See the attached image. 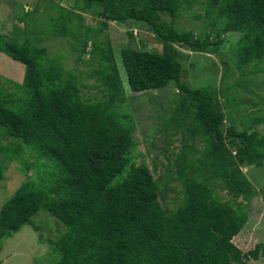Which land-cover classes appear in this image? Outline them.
I'll use <instances>...</instances> for the list:
<instances>
[{"label":"trees","instance_id":"obj_1","mask_svg":"<svg viewBox=\"0 0 264 264\" xmlns=\"http://www.w3.org/2000/svg\"><path fill=\"white\" fill-rule=\"evenodd\" d=\"M74 3L81 11L58 8L59 15L47 21L45 32L28 23L34 10L24 9L19 20L26 22V29L15 32L16 36L21 31L23 37L0 34V53L25 69L21 83H0V142L6 140L0 145V156L19 160L25 176L0 209V249L3 240L18 234L45 210L65 229L50 252L53 264H249L260 260L264 243L244 253L233 240L247 226L251 203L259 195L242 169L264 164V134L250 131L264 118L250 117L242 130L234 120L226 126L225 104L234 100L233 88L226 81L220 89L216 82L202 87L188 84L181 49L218 55L226 36L238 34L235 59H228V64L236 60L240 69L252 65L260 71L264 0ZM197 6L202 15L197 14ZM84 11L96 12L102 19L100 26L85 27ZM187 12H194L191 18L203 19L208 28L199 35L179 28L178 20ZM111 22L146 25L162 45L161 53L132 46L121 49L127 86L112 43L94 41V33L108 30ZM50 35L72 38L71 48H80L81 55L90 46L91 76L97 77L101 99H84L76 69H66L62 56H50L37 44ZM170 86L179 95L169 123L183 135L182 152L169 178L182 185L183 198L176 209L163 206L164 189L160 178H155L156 167L152 170L139 161L136 124L123 103L128 93L143 95ZM200 144L204 147L199 150ZM5 171L0 163V183ZM217 188L226 191L227 200Z\"/></svg>","mask_w":264,"mask_h":264},{"label":"rangeland","instance_id":"obj_2","mask_svg":"<svg viewBox=\"0 0 264 264\" xmlns=\"http://www.w3.org/2000/svg\"><path fill=\"white\" fill-rule=\"evenodd\" d=\"M58 8L79 11L74 0H0V34L11 39L23 37L21 31H18L16 36L15 32L17 28L22 31L26 29V22L19 20L24 9L34 10L30 13L28 23L37 27L39 31L45 32L47 21L59 15ZM196 8L197 14H201L199 6ZM193 13L187 12L186 16L178 20L177 26L185 28L186 31L194 30L196 35H199L206 29L207 24L203 19L191 18ZM81 14L85 27L100 26L102 19L96 12L84 11ZM109 25L108 30L94 33V41L106 42L108 39L112 43L124 84L127 86L126 75L121 65V49L132 46L151 53H161L162 45L146 25L132 23L122 25L113 22ZM238 39V34H228L218 55H197L181 49V60L184 67V80L191 86L202 87L210 82H216L217 89H220L222 82L226 81L228 86L233 88L230 94L234 100L225 104L228 107L226 126L231 124L230 120H234L236 127L242 130L245 128L243 122L247 121L246 123L249 124L250 117L264 118V60L259 65L260 71L252 65L240 69L236 60L228 64V59H235L234 55L237 51L235 44ZM36 42L39 46L46 48L50 56H62L66 69H76L81 78V93L84 99L96 101L102 98L99 82L96 81L97 77L91 76L94 66L89 58L90 46L87 54L81 55L80 48L77 50L71 48L70 44L75 43L72 38H58L50 35V37L43 36ZM194 63L196 67L193 69ZM24 72L25 69L21 63L0 53V83L4 84L8 80L11 83H21ZM237 83L242 86H235ZM7 87L13 88L11 84ZM178 95L177 88L170 86L160 91L143 93V95L128 93L127 99L123 101L136 124L135 138L138 143L136 150L142 154L139 161L144 160L152 170L156 167L155 178H160L164 189L163 206L169 209H176L183 198L181 183L177 180H169L171 173L175 171L174 160L182 152L183 135L176 133L175 127L169 123L176 108L174 100L178 99ZM232 102H234L233 105H231ZM253 130L264 134V122L250 129L251 132ZM186 141H188L187 138ZM5 144L6 140L2 139L0 145ZM191 144L192 141L187 142V145ZM203 147V144L198 145L199 150ZM198 156L197 154L196 157ZM0 163L6 167L4 179L0 183L1 209L21 186L25 176L20 171L19 160H7L0 156ZM242 170L259 191V195L251 203L248 213L250 220L247 226L233 240L242 252L247 253L264 243V195H262L264 164L262 167H244ZM217 192L223 200L228 199L223 189L217 188ZM64 231L63 226L54 217L42 210L18 234L2 241L0 264H53L50 252ZM249 264H264V256L258 261H249Z\"/></svg>","mask_w":264,"mask_h":264}]
</instances>
